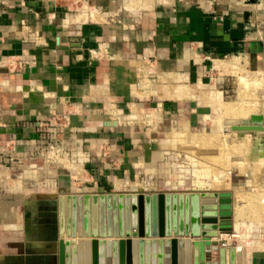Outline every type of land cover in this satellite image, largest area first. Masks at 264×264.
<instances>
[{"label":"crops","instance_id":"obj_1","mask_svg":"<svg viewBox=\"0 0 264 264\" xmlns=\"http://www.w3.org/2000/svg\"><path fill=\"white\" fill-rule=\"evenodd\" d=\"M150 1L0 0V160L6 145L22 154L59 121L82 139L105 141L124 107L150 119L164 101L176 116L198 106L208 114L190 82L207 69L235 72L227 61L264 79V0ZM235 188L226 191L233 202ZM27 199L0 195V264H56L50 229L37 221L44 213L16 209ZM240 250L236 264H264V247Z\"/></svg>","mask_w":264,"mask_h":264},{"label":"rangeland","instance_id":"obj_2","mask_svg":"<svg viewBox=\"0 0 264 264\" xmlns=\"http://www.w3.org/2000/svg\"><path fill=\"white\" fill-rule=\"evenodd\" d=\"M257 14L264 15V10L257 11ZM237 67L241 68L240 66ZM203 72V76L194 75L193 82H189L198 86V88L194 89L193 98L200 102H205V104H210L212 107V110L208 114H203L206 113L205 111L207 110L198 106L194 108V113L192 115L189 111H182L176 116L174 115V111H176L177 108L171 107L172 102L164 101V103L168 105H165L164 108H158L160 115L163 117L161 118L160 116L159 119L156 114H159L157 108H151L152 114L147 113V115L152 116L150 119L144 117L142 110V116L138 117L137 112H128L129 109L124 107L120 114L112 116V118L115 119V121L112 122L114 128L111 130L108 129L110 134L108 138L106 137V133L103 134L105 135V141H100L98 138L96 140L82 139L78 133L73 131L70 122L59 121L53 126L49 125L48 128L50 131L42 134L41 139L37 141L38 143L32 144V148L26 146V151H23L24 153L22 154L19 152L16 154L13 151L14 146H12V144L10 146L6 145L1 150L0 166L2 170L0 173V195H2V197L10 195L18 196V200H21L24 196H28L27 200L29 202L21 206V203L17 202L16 209L19 207V211H32L34 214L36 212L44 213L46 219H37V221L40 223L44 221V223H46L47 227H49L48 229H50V240L56 241L57 196L59 195L125 194L127 192L156 194L173 191H191L196 189L192 186V182L203 179L205 167L211 165V168L216 170V172L217 170H221L223 173L228 172V177L224 180L226 185L221 188H207L204 192H226L227 190L236 189V185L237 189L238 186L242 185L241 187L245 191L255 192L256 188L250 187L248 184V174L241 172L243 169L241 166L243 165L234 166L229 164L230 166L228 168L225 167L226 164H228L226 163V156L228 157V155L225 153L227 149H222V145L225 144V141L228 139L229 146L234 148L241 140H250V142H252L250 143L251 147H255V151L263 155L264 113L261 115V121L256 124L252 121L253 116H250L246 118V124H241L242 121H239L238 124L237 122L232 125L229 124V127L224 125V129L231 128L234 131L229 133V138L225 137L224 135L226 133L221 131V125L218 123L219 121L215 125H213V122L216 118H220L221 103L225 104L231 101L238 102L241 101L242 98L249 100L252 97L251 94V96H249V91L253 90L254 92L251 93L254 94L257 88L258 90L255 95L260 98L263 96L264 99L263 79L262 82L258 81V84L260 83L261 85L257 86V83L254 82L247 88L242 89L240 88L241 84L238 80L240 76L237 74L238 72L235 73L231 70L226 73L219 71L218 68L207 69L206 72L203 70ZM196 79H199L201 83L198 84L199 81ZM159 83H163V85L168 84L167 80L160 81ZM254 88L256 89L254 90ZM241 91H243L244 94L246 91L248 93L243 95ZM183 94L185 97L187 96L185 91ZM137 109L140 111L141 107L137 106ZM154 109L156 112L153 113V111H155ZM164 113L166 116H164ZM169 116H171V118ZM237 127H240L238 131ZM241 128L245 129L243 130ZM174 131L179 132L180 135L182 134L181 131H183V135L203 134L200 135L202 137H200V141L198 139L197 142L188 143L189 145H187L186 141V144L184 141L178 143V139L179 141L180 139L186 140V137L183 135V137L175 138V141L168 137V133ZM218 132H220V135L218 134L219 136L217 137V134L214 133ZM205 134L207 135L203 139ZM222 136L225 137V141ZM208 137H213L210 140H214L210 141V143L207 139ZM248 138L250 139L248 140ZM90 140L94 141V143L91 144ZM206 140L208 141L206 142ZM198 141L199 144H197ZM175 144L178 145V148ZM183 145L187 146V148L185 149ZM164 146H166V148ZM179 146L181 147L180 149ZM188 146H191V150L193 146L195 152L193 153L192 150V154L188 153L190 152ZM237 147L238 145L235 148ZM28 148L29 150H27ZM182 148L184 149L182 150ZM209 148L212 150L210 151ZM184 150H187V152ZM252 150H254V148ZM208 151L209 154H211L210 152H214L211 154L212 157L208 154ZM215 151L218 152L216 153ZM221 153L223 154L222 156H220ZM210 157L215 160H209ZM217 158L219 160H221V158L223 160L224 158L225 160L220 162ZM139 159L144 161L142 165L138 164ZM217 164H219L220 167L217 166ZM201 165L206 166L203 167ZM213 170L211 171L215 173ZM262 171L263 170H261V173L263 174L257 171L254 173L255 175L258 173L256 175V178H259L258 180L261 178L264 180V176H261L264 175ZM28 174L31 176L28 177ZM179 182H182V186L177 185ZM66 183H68L69 186L65 185ZM174 184L177 187L174 186ZM248 208L249 207H247L245 211L251 210ZM262 218L264 220V215ZM250 220L249 218L243 219L245 223H248ZM253 225V234L247 231L246 235L249 237L251 235L252 237V235L259 234L264 238V229L258 228L257 223H253ZM244 230L246 231L247 229H242L241 232H244ZM227 235H231V238L234 236V232H229ZM251 241L252 240L248 238L245 242H241L239 238L234 237L231 239V244L229 246L239 248L238 250L236 249V254L238 255L243 252V250H240L241 246ZM50 250L53 253L52 248H50ZM55 257V262L58 264L57 255H55Z\"/></svg>","mask_w":264,"mask_h":264},{"label":"water","instance_id":"obj_3","mask_svg":"<svg viewBox=\"0 0 264 264\" xmlns=\"http://www.w3.org/2000/svg\"><path fill=\"white\" fill-rule=\"evenodd\" d=\"M232 204L224 191L60 195L58 264H225Z\"/></svg>","mask_w":264,"mask_h":264},{"label":"bare ground","instance_id":"obj_4","mask_svg":"<svg viewBox=\"0 0 264 264\" xmlns=\"http://www.w3.org/2000/svg\"><path fill=\"white\" fill-rule=\"evenodd\" d=\"M146 2H147V0H145ZM149 1V0H148ZM153 1L154 0H151L150 1V3H146V4H148V6H149V4H152L153 3ZM262 4V3H261ZM240 5H242V4H240ZM263 6H264V4H262ZM243 6V5H242ZM241 6V7H242ZM244 7H245V5H244ZM243 7V8H244ZM264 8V7H263ZM261 23H262V25H264V18H262V20H261ZM237 61V62H236ZM232 60V61H224V62H226L225 64L226 65H232L231 67H233L236 71H235V73H237L238 75H240L239 76V81H240V88H242V89H245V88H247L251 83H254V82H256L257 83V86L258 85H261L260 83L258 84V81L260 82H262V74L260 75L258 72H256V73H258V74H256V73H252V72H249V70L247 71L246 69H242V68H244V67H242V68H238L237 66L239 65L240 67H241V63H238V60ZM221 63V62H220ZM222 63H223V61H222ZM221 63V64H222ZM235 63H237V65H235ZM224 64V63H223ZM235 66V67H234ZM243 66V65H242ZM237 69H238V71H237ZM236 74V75H237ZM263 82H264V79H263ZM264 84V83H263ZM253 85V84H252ZM251 85V86H252ZM254 86V85H253ZM255 87V86H254ZM239 88V89H240ZM238 89V90H239ZM241 89V90H242ZM252 89H253V87H252ZM256 88H254V90H255ZM260 89V88H259ZM258 90V88L255 90V93L254 94H252L251 92H254L253 90L251 91H249L250 93H249V96H251L252 95V97H251V99H249V100H246V99H243L242 98V100L241 101H238V102H228V103H225V104H223V103H221L220 104V108H221V114H220V118H216L215 120H214V124L213 125H215L218 121V123H220V125H221V131H223V132H225L226 134L224 135L225 137H228L229 138V133H232V132H234L231 128H227V129H224L225 128V126L227 125L228 127H229V124H234V123H236L237 122V124L239 123V121H242V123L241 124H246V118L247 117H250V116H253V118H252V121H253V123H259L260 121H261V115L264 113V99H263V96H262V98H260V97H258L257 95H255ZM242 93H243V95H245V94H247L248 92L246 91L245 92V94H244V92L243 91H241ZM251 94V95H250ZM242 95V96H243ZM260 95V94H259ZM240 96H241V93H240ZM248 96V97H249ZM247 97V98H248ZM245 98H246V96H245ZM183 124V123H182ZM185 124V123H184ZM225 125V126H224ZM182 126H185V125H182ZM182 126H181V128H182ZM242 126H244V125H242ZM245 128L247 127V126H244ZM250 128H253V127H251V126H249ZM239 128L240 127H237V131L239 130ZM245 128H241V129H245ZM248 128V127H247ZM255 129H257L256 127H254ZM240 129V130H241ZM183 131H184V129H183ZM183 131H181L182 132V134L180 135V133L179 132H177V131H174V132H170V133H168L169 135H168V137H170L171 139H177V137H181L182 135H183ZM185 132V131H184ZM213 132V131H212ZM220 132H218V133H214V134H217L216 136L218 137L220 134H219ZM203 134V133H202ZM202 134H200V135H202ZM219 134V135H218ZM167 135V134H166ZM199 134H196V135H192V134H186V135H183V136H185L186 137V140H181L180 139V141H179V139H178V143L179 142H182V141H186L187 142V145H189L188 143H192V142H197V140L199 139V141H200V136ZM207 134H205L204 136H203V139L205 138V136H206ZM213 135V134H212ZM182 136V137H183ZM210 136H211V134H210ZM248 136V135H247ZM247 136H246V138H247ZM166 137V136H165ZM223 137V136H222ZM225 137H223V139L225 138ZM250 137V136H249ZM202 138V137H201ZM211 138H213V137H208L207 139L209 140V142L210 141H213V140H210ZM242 139H244V138H242ZM250 138H248V140H249ZM208 140H206V142L208 141ZM228 140V139H227ZM226 140V141H227ZM175 141V140H174ZM199 141H198V143L197 144H199ZM218 141V140H217ZM224 141H225V139H224ZM225 141V144H223L222 145V149H227L226 150V155H228V157L226 156V160H227V162L226 163H228V164H226V166L225 167H229L230 165L229 164H231V165H234V166H238V165H243V166H241V168H243L242 169V171L241 172H243V173H246V174H248V176H249V179H248V184H249V186L250 187H255L256 188V191L255 192H251V191H245L243 188H240V189H238V191L236 190V196H235V199H234V202H233V204H232V212H233V210H234V218H235V221H234V225H233V227H234V232L236 233L235 234V237H237V238H239V240H241V242H245L246 240H248V238H250L252 241L251 242H249V243H245L246 245H248V246H254L255 248H263L264 247V238H263V236L261 235H259V234H255V235H252V237H251V235H250V237L249 236H247L246 235V232L247 231H250V232H252V234H253V231H252V229H253V223H257V225H258V228H260V229H264V220H263V215H264V188H263V179L260 181V180H258L256 177V175L258 174V173H261V170H263L262 172H264V154L263 155H260V154H258L259 152H256L255 151V147H253L254 148V150H252L253 148L251 147V144L250 143H252V142H250V140L249 141H245V140H241L240 142H239V144H237L238 145V147L237 148H235L236 146H234V148L232 147H230L229 146V143H228V141L226 142ZM172 142V141H171ZM183 142V143H184ZM186 142H185V144H186ZM203 142V141H202ZM220 142H221V140H220ZM219 142V143H220ZM175 143V142H174ZM177 143V144H178ZM211 143V142H210ZM209 143V144H210ZM177 144H175L176 146H177V148H178V145ZM194 144V143H193ZM172 145V144H171ZM182 145V144H181ZM218 145V144H217ZM173 146V145H172ZM219 146V145H218ZM165 148H166V146H164ZM175 147V146H174ZM183 147H185V149L187 148V146H184L183 145ZM189 147V146H188ZM168 148H169V146H168ZM173 148V147H172ZM181 147L179 146V149H180ZM191 148V146L188 148V150ZM193 146H192V150H193ZM184 148H182V150H183ZM219 149V148H218ZM191 149H190V152H188V153H191V151H192ZM209 150H210V148H209ZM212 150V149H211ZM210 150V151H211ZM224 150V151H225ZM184 151H186L187 152V150H184ZM207 151V150H206ZM195 151L193 150V153H194ZM216 152V151H215ZM218 152V151H217ZM216 152V153H217ZM211 154L212 153H214V152H210ZM223 153V152H222ZM221 153V155L220 156H222L223 154ZM48 154V153H47ZM192 154V153H191ZM208 154H209V151H208ZM211 154H209V155H211ZM197 156V155H196ZM200 156H201V154H200ZM219 156V157H220ZM224 156H225V154H224ZM211 157H212V155H211ZM211 157L209 158V160H212V161H214L215 159H211ZM218 157V158H219ZM217 158V159H218ZM216 159V160H217ZM191 160V159H190ZM208 160V161H209ZM219 160V159H218ZM217 160V161H218ZM225 159L223 158V160H222V158H221V160H219L220 162L222 161H224ZM210 163H212L211 161H209ZM197 163V162H196ZM199 163H201V162H199ZM208 163V162H207ZM138 164L139 165H142L143 164V160H141V159H139V162H138ZM204 164V163H203ZM220 164V163H219ZM219 164H217V166H219ZM222 164V163H221ZM209 165V164H208ZM211 165V164H210ZM70 166V165H69ZM201 166H203V165H201ZM206 166V165H205ZM205 166H203V167H205ZM212 167V165L211 166H206L205 168V172H204V177H203V180L201 181H197V180H195V181H197L196 183L193 181L192 182V186L193 187H195V188H197L198 190H200V191H202V190H206L207 188H212V184L215 186V187H217V188H221L222 186L224 187V185H223V182H224V180L226 179V177H228V172H226V173H223L221 170H217V172H216V170H213V168H211ZM215 167H216V165H215ZM220 167V166H219ZM222 167V166H221ZM227 168H225V169H227ZM215 169V168H214ZM217 169V168H216ZM211 170H213V171H215V173L214 172H212ZM227 170H229V169H227ZM225 171V170H224ZM255 171H257L258 173L255 175L254 173H256ZM260 171V172H259ZM261 174H263V173H261ZM77 175V174H76ZM262 177L264 176V175H261ZM261 176H259V177H261ZM77 177V176H76ZM204 181V182H203ZM206 181V182H205ZM225 183V182H224ZM178 186H182V182H179L178 184H177ZM156 186V185H155ZM174 186H176L175 184H174ZM177 187V186H176ZM233 196V195H232ZM58 199V198H57ZM247 207H249L248 209L250 210V211H248V210H246L245 211V209H247ZM251 207V208H250ZM247 211H248V213H247ZM250 213V214H249ZM245 218H249V219H251L248 223H245L244 221H243V219H245ZM58 228V227H57ZM247 229L246 231L244 230V232H241V230L242 229ZM259 231V230H258ZM261 234H262V232H261ZM57 236H59V235H57ZM220 238H224L226 241H227V243L225 242V245H221V246H223L224 248H225V260H226V263L225 264H229V250H228V248L230 247L229 245L231 244V238H230V236H228L227 234H222L221 236H220ZM243 240V241H242ZM57 242L56 241H54L53 242V244H51V248H52V251H53V254H57ZM226 245H228V246H226ZM241 245V244H240ZM236 249V248H235Z\"/></svg>","mask_w":264,"mask_h":264},{"label":"built area","instance_id":"obj_5","mask_svg":"<svg viewBox=\"0 0 264 264\" xmlns=\"http://www.w3.org/2000/svg\"><path fill=\"white\" fill-rule=\"evenodd\" d=\"M220 245H225V241L224 242H221V244Z\"/></svg>","mask_w":264,"mask_h":264}]
</instances>
